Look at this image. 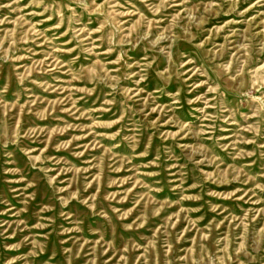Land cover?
I'll return each mask as SVG.
<instances>
[{"label":"rangeland","instance_id":"obj_1","mask_svg":"<svg viewBox=\"0 0 264 264\" xmlns=\"http://www.w3.org/2000/svg\"><path fill=\"white\" fill-rule=\"evenodd\" d=\"M0 264H264V0H0Z\"/></svg>","mask_w":264,"mask_h":264}]
</instances>
